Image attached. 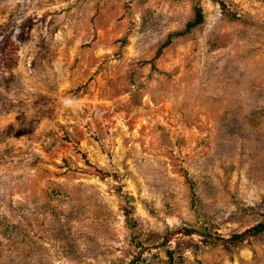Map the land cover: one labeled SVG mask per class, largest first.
I'll list each match as a JSON object with an SVG mask.
<instances>
[{"label":"rangeland","instance_id":"374dc122","mask_svg":"<svg viewBox=\"0 0 264 264\" xmlns=\"http://www.w3.org/2000/svg\"><path fill=\"white\" fill-rule=\"evenodd\" d=\"M263 217V0H0V264H264L201 235Z\"/></svg>","mask_w":264,"mask_h":264},{"label":"trees","instance_id":"16d2710c","mask_svg":"<svg viewBox=\"0 0 264 264\" xmlns=\"http://www.w3.org/2000/svg\"><path fill=\"white\" fill-rule=\"evenodd\" d=\"M263 2H264V0H263ZM195 11L197 12V14H196L193 22H189V24H187V26H186L187 29L194 27L195 25H197L201 21V15L199 14V9L197 8ZM192 231L193 230H187L186 232L190 233ZM263 231H264V217L259 223L255 224L251 228L245 230L243 233L234 234L227 239L220 237V236L213 237V236H210L209 234H207L206 232L201 234V235L204 237V241L206 244H209L211 246L223 244L225 247H228L229 245H237L240 242L247 239L248 237L260 234Z\"/></svg>","mask_w":264,"mask_h":264}]
</instances>
